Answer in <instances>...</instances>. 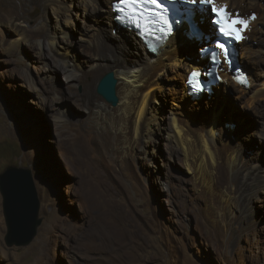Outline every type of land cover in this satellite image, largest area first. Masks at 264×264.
I'll list each match as a JSON object with an SVG mask.
<instances>
[{"label": "rangeland", "instance_id": "1", "mask_svg": "<svg viewBox=\"0 0 264 264\" xmlns=\"http://www.w3.org/2000/svg\"><path fill=\"white\" fill-rule=\"evenodd\" d=\"M41 4L0 0V172L8 165L30 169L41 219L27 245H7L0 194V264H264V182L243 194L231 171L226 180L208 167L199 170V151L186 160L167 134L175 114L189 126L211 129L223 154L241 150L246 166H264V102L239 98L232 82L211 95L183 97L173 68L157 66L158 88L154 83L152 89L162 102L159 128L134 137L131 124L111 125L107 112L118 103L112 106L95 91L108 69L95 64L106 48L83 39L91 14L72 4L69 25L63 24L69 28L67 56L80 63L72 81L55 59L62 35L56 47L32 35L42 25L56 30L51 8ZM253 9L247 12L261 13ZM17 29L25 39L12 45ZM246 41L255 53L263 51L252 68L263 83L264 43ZM198 48L189 53L197 55Z\"/></svg>", "mask_w": 264, "mask_h": 264}, {"label": "bare ground", "instance_id": "2", "mask_svg": "<svg viewBox=\"0 0 264 264\" xmlns=\"http://www.w3.org/2000/svg\"><path fill=\"white\" fill-rule=\"evenodd\" d=\"M111 1L112 0H103L100 3L99 0H70V3H66L64 0H42L41 5L44 9L48 10L51 8L50 10H52L53 16L56 18V30H46L44 25H42L36 30H33L32 35H43L47 44L54 47H56L58 35H62V40H60L59 44L60 47H56L55 49V59L62 64L60 69L73 81L75 79V72H77L80 67V63L77 61L76 56L72 58L67 56L71 51L69 47L70 41L66 38L69 28H67L68 30L64 28L65 25H69L67 13H69V8L74 4V7L76 6L78 9L82 10L84 14H91L93 23L89 26V32L87 35L83 36V39L88 44L106 48V53H99L96 55L95 64L101 67V70L108 69L113 71L117 80L119 77H122V82L119 80L117 82L118 95L120 98L118 105L114 110L110 109L109 112L106 111L113 117L110 123L115 128H119L116 125L121 124H124V127L128 128V124H131L130 131L133 133L134 137L142 134L149 136L153 129L159 128V115L156 110L159 108V104L162 103L161 98H159L152 89V84L154 83V88H158L156 82L159 77L157 74V66L163 68L171 66L174 73L176 72L178 86L182 89L183 97L187 96L191 98L185 90L187 88L185 79L190 69L199 67L202 63L201 60H198L199 49L196 51L197 55L189 53L191 51L190 48L198 44V40L195 37L189 39L188 36L182 33V37H184L181 39L179 35L174 33L163 47L151 53L140 42L133 31L122 27L125 28L124 30L113 21V13L110 9ZM215 1L222 4H230V6L227 5L233 13L235 11L247 12L250 8H254L253 10L259 8L261 13L257 10V18L249 24V38L250 42H253V38H255L258 44L262 45L264 43V7L260 4L262 0ZM61 11L64 13L62 14ZM49 13L50 11H48V16L50 17ZM61 14H65V18L62 19ZM203 14L204 12L200 13L199 16H206V14ZM96 17L98 20L94 19ZM205 22L206 21L199 23V27L202 31H208V29L211 28L210 25L205 26ZM259 24L262 25L263 29L257 28ZM180 30L182 32V28ZM16 31V36L11 42L12 45L21 43L22 40L25 39V32L22 31V29H17ZM183 45L185 49H183ZM241 45L244 46L242 47L243 51L240 53L239 63L245 65L251 80V85L247 88L239 85L241 93L238 96L239 98H245L250 104L258 102L260 104L264 102V82L258 83L257 75L259 74L257 70L253 71L252 68L254 67L256 69V64L258 65L261 60L259 54H262L263 51L255 53L251 47L252 43L249 44L247 41H242ZM39 46H42L41 42H39ZM245 54L247 55L246 58L244 57ZM226 76L225 79H227L229 83L232 82L238 85L230 79L228 74H226ZM179 82L181 83L179 84ZM221 86L226 88L224 84ZM201 102L195 101L194 103L201 104ZM191 105L193 106V104ZM96 106L98 108L97 112L101 114L106 110L105 107H102V104L97 103ZM64 111H66L65 108ZM215 127L212 121L209 128L214 129ZM167 134L170 138L174 139L175 143L184 149L186 160L190 159V151H199L198 156L201 160L199 170L200 168L208 167L212 174L221 175L223 178H226V180L229 179L231 171L238 179L239 189L243 194H252L253 190L264 182V166L261 165L262 162L246 166L244 164L246 155L245 152L241 150L237 151L233 149L227 152V154H223L213 140L215 137L211 129L208 131V129L189 126L186 121L172 114L170 129H168ZM261 134L260 139L264 140V130ZM224 195L229 196L228 193Z\"/></svg>", "mask_w": 264, "mask_h": 264}, {"label": "water", "instance_id": "3", "mask_svg": "<svg viewBox=\"0 0 264 264\" xmlns=\"http://www.w3.org/2000/svg\"><path fill=\"white\" fill-rule=\"evenodd\" d=\"M199 48L203 45L198 44ZM117 78L108 70L98 80L95 91L112 106H116ZM2 213L6 225L4 241L7 245H27L35 236L41 222L38 217L39 201L28 167L8 165L0 172Z\"/></svg>", "mask_w": 264, "mask_h": 264}, {"label": "snow or ice", "instance_id": "4", "mask_svg": "<svg viewBox=\"0 0 264 264\" xmlns=\"http://www.w3.org/2000/svg\"><path fill=\"white\" fill-rule=\"evenodd\" d=\"M119 2L125 5L134 15L133 19L137 21L139 26L140 22H143V26L151 31V26L158 24L159 21V13H155L154 7H162V4L158 2V0H119ZM190 3L195 4L198 0H189ZM206 3H212V0H205ZM121 12H124L125 9L121 8ZM214 11L220 16V19L216 21L218 25H222L220 27V31L225 33L227 36L235 35L236 39H243L241 35L243 30H246L249 26V22L247 20L241 19L240 14H236V19H231L229 21V17L232 15L228 9L227 5L224 6L223 9H214ZM252 19H255V15L253 14ZM167 23V21H165ZM236 25H242L243 28H238ZM221 49H224L225 55H227V48L223 43L219 44ZM196 74L193 73V77Z\"/></svg>", "mask_w": 264, "mask_h": 264}, {"label": "clouds", "instance_id": "5", "mask_svg": "<svg viewBox=\"0 0 264 264\" xmlns=\"http://www.w3.org/2000/svg\"><path fill=\"white\" fill-rule=\"evenodd\" d=\"M253 12H255V11H253ZM255 14H256V18H257V16H258V13L257 12H255ZM208 21V20H207ZM119 27H121V26H119ZM199 27V26H198ZM122 28V27H121ZM199 29L202 31V29L199 27ZM130 30V29H129ZM132 31V30H131ZM205 31L206 30H203L202 31V33L204 34L205 33ZM247 34L249 35V32H247ZM245 41V40H244ZM242 43V42H241ZM240 43V44H241ZM239 44V45H240ZM238 45V46H239ZM197 47H198V44L196 45ZM199 49V48H198ZM237 50H238V48H237ZM238 56H239V50H238V52H237V57H236V61H237V63H239V58H238ZM203 62V61H202ZM241 66V69L243 70V72L246 74V76H247V79H248V81H249V85H243V84H241V83H239V82H237V80L235 79V76L233 75L234 74V71L233 70H231L230 72H228V71H223L224 72V75H225V77H227L226 76V74H228L229 75V77H230V79L231 80H233L235 83H237L238 85H241V86H245L246 88L247 87H249L250 85H251V80H250V77H249V74H248V72H247V70H246V68L241 64V63H239ZM191 70V69H190ZM189 70V71H190ZM188 71V72H189ZM188 72H187V74H188ZM222 72V73H223ZM186 77H187V75H186ZM186 80V79H185ZM228 82V80H226L225 82H220L218 85H216V86H214V87H212L211 88V91L209 92V93H207L206 91H201V92H198V93H196V94H191V93H189L188 91H187V88L185 89L186 90V93L193 99V98H199V96H201L202 94H207V95H211L214 91H215V89L217 88V87H219V86H221L222 84H225V83H227ZM185 85H186V87H187V84L185 83Z\"/></svg>", "mask_w": 264, "mask_h": 264}]
</instances>
